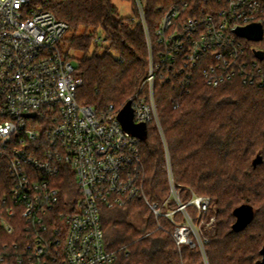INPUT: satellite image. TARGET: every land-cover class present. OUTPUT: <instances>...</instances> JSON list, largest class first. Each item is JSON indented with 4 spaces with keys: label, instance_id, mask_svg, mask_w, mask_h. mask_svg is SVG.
Listing matches in <instances>:
<instances>
[{
    "label": "built area",
    "instance_id": "2783aa9c",
    "mask_svg": "<svg viewBox=\"0 0 264 264\" xmlns=\"http://www.w3.org/2000/svg\"><path fill=\"white\" fill-rule=\"evenodd\" d=\"M39 1L0 0V264H110L117 252L106 246L102 209L137 198L209 264L211 197L184 201L176 188L155 86L187 87L197 68L213 87L234 78L264 86V0H184L167 10L154 44L136 0L148 72L131 100L135 121L154 123L163 141L170 193L162 204L146 195L142 139L122 127L115 105L79 102L83 80L60 44L69 25ZM253 23L259 40L237 32Z\"/></svg>",
    "mask_w": 264,
    "mask_h": 264
},
{
    "label": "trees",
    "instance_id": "16d2710c",
    "mask_svg": "<svg viewBox=\"0 0 264 264\" xmlns=\"http://www.w3.org/2000/svg\"><path fill=\"white\" fill-rule=\"evenodd\" d=\"M127 1L133 7L130 17H122L112 0L38 2L68 23L60 44L82 53L76 66L83 80L78 99L96 109L114 104L120 110L147 76L144 26L136 0ZM140 1L152 42L157 43L155 32L163 16L184 0ZM104 41L107 45L99 53ZM155 95L182 199L187 201L193 192L211 197L207 217L216 219L206 244L209 264H264V86L234 78L213 87L197 68L187 87L180 79L157 81ZM141 152L146 195L162 204L170 193L168 171L163 141L152 122ZM244 205L252 216L236 231L235 210ZM190 212L196 216L197 209ZM128 216L138 217L141 226L130 223ZM101 218L106 246L117 252L110 264H205L198 248L176 244L174 223L157 218L141 199L103 208Z\"/></svg>",
    "mask_w": 264,
    "mask_h": 264
},
{
    "label": "water",
    "instance_id": "95a60500",
    "mask_svg": "<svg viewBox=\"0 0 264 264\" xmlns=\"http://www.w3.org/2000/svg\"><path fill=\"white\" fill-rule=\"evenodd\" d=\"M237 32L239 34H242L250 39H256L259 40L263 35V28L259 23H253L245 27H240L237 29ZM258 55L262 58L263 52L259 51ZM118 119L122 125V127L128 131L133 136H136L140 139H145L147 136V124L145 122H136L134 119V109L132 106V100L129 99L127 103L119 110L118 112ZM246 206V205H244ZM241 206V207H244ZM239 207V208H241ZM248 207V206H246ZM250 210L251 208L248 207ZM238 209V208H237ZM236 209V210H237ZM235 210V211H236ZM252 212V210H251ZM236 214V213H235ZM252 216V215H251ZM251 218V217H250ZM248 217H245L244 220L237 219V221L234 224V229L236 231L240 230L243 225L249 221Z\"/></svg>",
    "mask_w": 264,
    "mask_h": 264
},
{
    "label": "rangeland",
    "instance_id": "374dc122",
    "mask_svg": "<svg viewBox=\"0 0 264 264\" xmlns=\"http://www.w3.org/2000/svg\"><path fill=\"white\" fill-rule=\"evenodd\" d=\"M112 1L118 7L119 13H120V15L122 17H130V16L133 15V7H132V4H131L130 1H127V0H112ZM84 29L85 28L82 27L78 33L83 32ZM69 34H70V32H69ZM101 35H102V33L100 34V36ZM102 43H103L104 46L103 47H100L99 53H103L104 52V49H105V45H107V42H105V41L102 42ZM61 47H62V49H63L64 52H67L69 54V56L72 59L74 65L77 66L78 65V59L82 56V53L80 51L73 50V49H70L69 50V48L67 47V45H64V44H62ZM78 100H79V102H81L80 99H78ZM144 204H145V202H144ZM138 210H139V208H137V210H135V213H133V214H136V211H138ZM235 213L237 215V218L238 219H241V220H244L245 217L250 218L251 215H252L251 210L248 207H246V206L241 207V208H238L235 211ZM122 215H124V214H122ZM125 219H127L130 223H134L137 226H141V223L139 222V219L136 216H135V218H132V217L130 218L128 216V218H125Z\"/></svg>",
    "mask_w": 264,
    "mask_h": 264
}]
</instances>
